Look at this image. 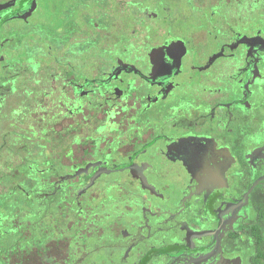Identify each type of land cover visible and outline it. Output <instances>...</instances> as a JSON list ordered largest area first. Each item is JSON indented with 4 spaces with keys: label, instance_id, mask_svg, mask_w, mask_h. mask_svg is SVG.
I'll return each instance as SVG.
<instances>
[{
    "label": "flooded vegetation",
    "instance_id": "af4514ba",
    "mask_svg": "<svg viewBox=\"0 0 264 264\" xmlns=\"http://www.w3.org/2000/svg\"><path fill=\"white\" fill-rule=\"evenodd\" d=\"M101 1L0 0V264H264V0Z\"/></svg>",
    "mask_w": 264,
    "mask_h": 264
},
{
    "label": "rangeland",
    "instance_id": "374dc122",
    "mask_svg": "<svg viewBox=\"0 0 264 264\" xmlns=\"http://www.w3.org/2000/svg\"><path fill=\"white\" fill-rule=\"evenodd\" d=\"M102 5H103V2L100 0V6ZM171 10H170V12H172L171 14L174 17H177V19L173 20V22L176 24L178 28V33H185L184 32L185 29H189L193 27L194 25L198 27L200 25V22L198 20L199 12L201 13V16L205 12H211V9H208V10L196 9L194 4H191V0H174L172 2ZM101 12L105 14V18H108L110 16L107 10L104 11L100 8V17H101ZM105 18L100 19V46L101 47H105L106 43L109 42L110 39L113 40L115 35L119 34L122 31V29L124 30V26L122 24L121 25L114 24V20L116 18L109 17L108 19L110 20H107ZM116 23H119V22L117 21ZM126 30H128V28Z\"/></svg>",
    "mask_w": 264,
    "mask_h": 264
}]
</instances>
